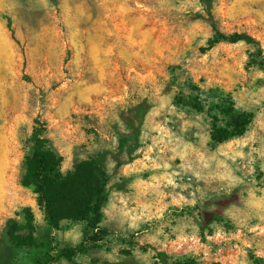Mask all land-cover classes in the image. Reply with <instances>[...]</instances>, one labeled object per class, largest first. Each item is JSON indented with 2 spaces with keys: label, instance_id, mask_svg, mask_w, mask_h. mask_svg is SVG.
<instances>
[{
  "label": "rangeland",
  "instance_id": "374dc122",
  "mask_svg": "<svg viewBox=\"0 0 264 264\" xmlns=\"http://www.w3.org/2000/svg\"><path fill=\"white\" fill-rule=\"evenodd\" d=\"M210 14L264 52V0H0V242L15 221L14 264H264V69L256 45L214 43ZM243 112L244 135L214 144L213 125ZM36 129L63 176L105 172L100 229L49 225L23 184Z\"/></svg>",
  "mask_w": 264,
  "mask_h": 264
},
{
  "label": "trees",
  "instance_id": "16d2710c",
  "mask_svg": "<svg viewBox=\"0 0 264 264\" xmlns=\"http://www.w3.org/2000/svg\"><path fill=\"white\" fill-rule=\"evenodd\" d=\"M211 11L208 10V13ZM211 16V24L215 32L214 43L227 41L233 44L247 42L256 45L257 51L250 54L252 60L264 69V52L260 42L252 35L241 32L225 34L216 26ZM11 28V25H10ZM259 54L261 59L256 58ZM144 107L139 110L138 119L143 121ZM254 114L243 112L232 118L225 126L213 125L211 138L214 144H222L229 139L242 136L248 126L253 122ZM35 152L27 158V174L23 177V184L39 195V202L47 208V221L49 225L58 229L63 220H84L87 229H100L103 219V206L108 194L105 187L101 185V177L105 172L98 168V179L84 171V165H91L86 162L80 165L74 174L63 176L61 171V157L49 147H45L43 134L36 129L33 137ZM17 223L12 221L5 229L3 240L0 242V264H14L15 249L18 248V239L15 235ZM84 251L83 243L64 248L60 251L63 258L77 256ZM55 262L53 259L47 264Z\"/></svg>",
  "mask_w": 264,
  "mask_h": 264
}]
</instances>
